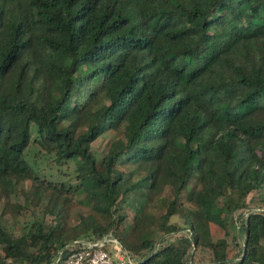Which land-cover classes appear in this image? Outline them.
<instances>
[{
	"label": "trees",
	"instance_id": "obj_1",
	"mask_svg": "<svg viewBox=\"0 0 264 264\" xmlns=\"http://www.w3.org/2000/svg\"><path fill=\"white\" fill-rule=\"evenodd\" d=\"M25 181L54 223L0 212V264L106 234L264 264V0H0V197Z\"/></svg>",
	"mask_w": 264,
	"mask_h": 264
},
{
	"label": "rangeland",
	"instance_id": "obj_2",
	"mask_svg": "<svg viewBox=\"0 0 264 264\" xmlns=\"http://www.w3.org/2000/svg\"><path fill=\"white\" fill-rule=\"evenodd\" d=\"M113 137L112 132H107L103 136L99 137L94 142V148L100 154L107 147V141ZM121 142V141H120ZM73 166V165H72ZM49 174V169L46 170ZM53 172L58 174L60 171L53 169ZM65 177L69 175H64ZM63 178L62 175L59 176ZM29 183L27 181L20 183L17 185L16 190L11 193L8 197H0V212L4 214V221L8 225H12V222L16 220V224L19 228H21L24 224L29 223L31 220L35 218H39L44 220L47 223H54V217L50 214H46L44 212V206L48 201V197H44L39 204H36V199L31 195H28L27 191L29 189ZM255 192V191H254ZM254 192H251L248 198L250 199V207L255 208L257 206L256 201H254L255 195ZM55 193L52 195L54 196ZM76 199V198H75ZM74 199V200H75ZM73 200V201H74ZM76 201V200H75ZM18 211V212H17ZM16 214V217L14 214ZM78 219V214H76V204H74L70 208L69 222L75 223ZM172 220L177 221L180 220L178 215H175ZM175 235L172 236L174 238ZM1 252V245H0ZM210 253L206 251H198L196 258L200 260H209Z\"/></svg>",
	"mask_w": 264,
	"mask_h": 264
},
{
	"label": "built area",
	"instance_id": "obj_3",
	"mask_svg": "<svg viewBox=\"0 0 264 264\" xmlns=\"http://www.w3.org/2000/svg\"><path fill=\"white\" fill-rule=\"evenodd\" d=\"M70 251L63 256L60 250L51 264H137L138 260L122 245L117 237L86 236L72 241Z\"/></svg>",
	"mask_w": 264,
	"mask_h": 264
}]
</instances>
